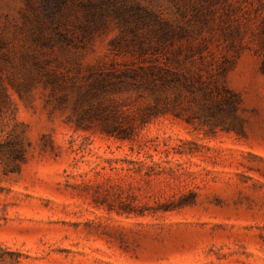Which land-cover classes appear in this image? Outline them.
Segmentation results:
<instances>
[{
  "label": "rangeland",
  "instance_id": "obj_1",
  "mask_svg": "<svg viewBox=\"0 0 264 264\" xmlns=\"http://www.w3.org/2000/svg\"><path fill=\"white\" fill-rule=\"evenodd\" d=\"M101 1L0 0V264H264V0H126L219 86L134 140L78 129L121 34L88 25Z\"/></svg>",
  "mask_w": 264,
  "mask_h": 264
},
{
  "label": "trees",
  "instance_id": "obj_2",
  "mask_svg": "<svg viewBox=\"0 0 264 264\" xmlns=\"http://www.w3.org/2000/svg\"><path fill=\"white\" fill-rule=\"evenodd\" d=\"M117 3L122 4L111 6L110 0H102L99 4L83 5L88 25L98 28L106 17L112 16L121 34L109 42L114 57L109 67L101 69L89 85V99L81 105L78 129L93 124L107 136L134 140L140 126L166 113L176 114L180 102L188 96L196 101L198 97L213 101V92L219 94V86L215 80L202 79L201 69L181 46L174 48L185 36L182 27L173 26L145 6L126 0ZM138 28H147L152 37L125 39L127 33L135 35ZM129 91L137 92L139 97L151 96L153 104L132 109L112 97Z\"/></svg>",
  "mask_w": 264,
  "mask_h": 264
}]
</instances>
